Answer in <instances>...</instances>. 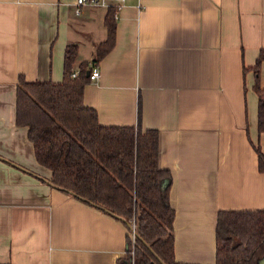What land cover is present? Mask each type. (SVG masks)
I'll use <instances>...</instances> for the list:
<instances>
[{"label": "crops", "instance_id": "0c3cea01", "mask_svg": "<svg viewBox=\"0 0 264 264\" xmlns=\"http://www.w3.org/2000/svg\"><path fill=\"white\" fill-rule=\"evenodd\" d=\"M116 42L84 102L102 124L158 129L171 172L175 260L215 264L221 209H264L258 128L264 0H121ZM76 0H0V264H118L130 228L50 183L28 127L16 121L19 75L59 82L105 39L107 7ZM75 70H78L75 68Z\"/></svg>", "mask_w": 264, "mask_h": 264}, {"label": "trees", "instance_id": "16d2710c", "mask_svg": "<svg viewBox=\"0 0 264 264\" xmlns=\"http://www.w3.org/2000/svg\"><path fill=\"white\" fill-rule=\"evenodd\" d=\"M117 10L108 5L107 35L96 44L91 61L76 67L78 44L66 45L61 81H29L19 75L16 121L28 127L37 160L52 171L51 184L123 219L129 228L134 221V256L128 235L127 257L118 264H190L175 260L172 175L158 162V129L142 127L141 97L135 125L102 124L97 109L84 102L90 72L115 45ZM263 59L264 49L256 71ZM255 88L262 132L264 87L257 82ZM255 148L264 171V152ZM216 233L215 264H264V209H221Z\"/></svg>", "mask_w": 264, "mask_h": 264}, {"label": "built area", "instance_id": "2783aa9c", "mask_svg": "<svg viewBox=\"0 0 264 264\" xmlns=\"http://www.w3.org/2000/svg\"><path fill=\"white\" fill-rule=\"evenodd\" d=\"M121 0H76L77 3V12H80L81 10V6L83 5H116L119 8V3ZM117 14V12L115 13V15ZM78 70H74L73 75L77 74ZM100 76V70L97 66H94L92 71L89 74V79L93 80V79H97ZM131 228H130V232H129V236L131 238V243H132V249H131V253L132 256H134V252H135V240H136V227H135V223L134 221H132L131 223Z\"/></svg>", "mask_w": 264, "mask_h": 264}, {"label": "rangeland", "instance_id": "374dc122", "mask_svg": "<svg viewBox=\"0 0 264 264\" xmlns=\"http://www.w3.org/2000/svg\"><path fill=\"white\" fill-rule=\"evenodd\" d=\"M99 7H107L106 5H100ZM131 246H132V243H131Z\"/></svg>", "mask_w": 264, "mask_h": 264}, {"label": "water", "instance_id": "95a60500", "mask_svg": "<svg viewBox=\"0 0 264 264\" xmlns=\"http://www.w3.org/2000/svg\"><path fill=\"white\" fill-rule=\"evenodd\" d=\"M132 225V224H131Z\"/></svg>", "mask_w": 264, "mask_h": 264}]
</instances>
